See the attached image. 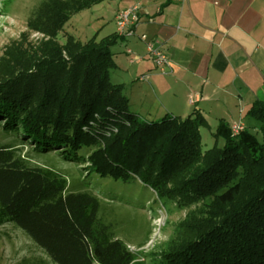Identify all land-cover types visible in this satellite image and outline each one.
<instances>
[{
    "label": "trees",
    "instance_id": "16d2710c",
    "mask_svg": "<svg viewBox=\"0 0 264 264\" xmlns=\"http://www.w3.org/2000/svg\"><path fill=\"white\" fill-rule=\"evenodd\" d=\"M105 1L116 0L41 1L28 21L41 38L14 42L0 60L3 131L37 152L58 150L87 163L86 179L110 180L122 199L138 181L157 197L153 204L187 210L162 264H264V101L250 107L253 124L236 135L221 119L215 137L224 144L206 151L200 130L209 123L200 112L142 120L124 85L110 80L117 67L112 47L121 36L58 40L72 16ZM14 148L0 146V219L14 222L55 264L135 260L99 217L97 195L67 193L64 177L30 167ZM143 194L136 197L145 203Z\"/></svg>",
    "mask_w": 264,
    "mask_h": 264
},
{
    "label": "crops",
    "instance_id": "0c3cea01",
    "mask_svg": "<svg viewBox=\"0 0 264 264\" xmlns=\"http://www.w3.org/2000/svg\"><path fill=\"white\" fill-rule=\"evenodd\" d=\"M122 5L115 24L119 12L140 6L134 36L122 40L141 52L142 34L159 39L172 63L173 72L162 75L146 56L127 58L129 65H139V76L148 77L139 81L155 92L161 119L200 112L209 125L210 119L253 124L246 122L247 112L264 101V0H123Z\"/></svg>",
    "mask_w": 264,
    "mask_h": 264
},
{
    "label": "rangeland",
    "instance_id": "374dc122",
    "mask_svg": "<svg viewBox=\"0 0 264 264\" xmlns=\"http://www.w3.org/2000/svg\"><path fill=\"white\" fill-rule=\"evenodd\" d=\"M42 0H0V60L6 50L14 42L35 43L41 35L28 29L31 15L39 7ZM123 0L105 1L72 16L60 33L58 40L65 41L66 35H72L82 42L92 38L98 40L117 33L115 16ZM123 38V37H122ZM125 40V39H123ZM119 39L112 47L114 60L117 67L111 71L110 80L114 84L125 85V93L131 99V111L143 115L147 122L161 120L160 109L156 95L147 82H140L141 73L138 64L129 65L128 50L140 54L150 64L153 60L146 52V47L140 52L130 43ZM155 64V63H154ZM153 64V65H154ZM131 73L128 69H131ZM139 71V72H138ZM157 73L163 74L158 69ZM148 80V77L145 81ZM149 81V80H148ZM159 112V114H158ZM137 115V114H136ZM209 127H202L201 140L203 150H209L216 144L222 146L224 140L216 138L217 121L211 120ZM4 122V121H3ZM2 122V123H3ZM247 123L250 119L246 120ZM11 144L17 156L23 159L30 167L48 169L67 180V193L92 192L100 199L99 217L102 221L112 225L115 235L124 241L134 254L135 260L131 264H162L160 254L175 236L176 226L186 217L187 210L166 204L157 200L153 192L143 188L140 182L135 181L122 190L126 199L118 196L112 188L113 184L108 179H101L95 175L86 179L83 165L66 160L57 151L37 152L34 144L14 134L5 133L0 125V146ZM68 158L76 160V155ZM144 192L143 203L136 194ZM0 264H55L29 235L19 228L14 222L0 219Z\"/></svg>",
    "mask_w": 264,
    "mask_h": 264
},
{
    "label": "built area",
    "instance_id": "2783aa9c",
    "mask_svg": "<svg viewBox=\"0 0 264 264\" xmlns=\"http://www.w3.org/2000/svg\"><path fill=\"white\" fill-rule=\"evenodd\" d=\"M140 19V6L135 5L126 10L118 13L116 17L117 34L121 37H132L135 34V29L138 26ZM140 40L145 44L146 51L155 63L156 67L163 74H171L173 72V66L168 58L166 52L163 49L162 41L156 38H149L146 34H142ZM128 54L133 56L134 60H138L141 57L135 54L132 50H128ZM147 76H142L140 81H145ZM193 103V100H190ZM244 128L243 124H237L232 126V132L234 135L238 134Z\"/></svg>",
    "mask_w": 264,
    "mask_h": 264
}]
</instances>
